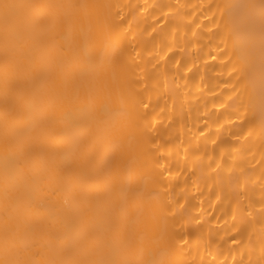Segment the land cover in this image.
<instances>
[{
  "label": "bare ground",
  "instance_id": "obj_1",
  "mask_svg": "<svg viewBox=\"0 0 264 264\" xmlns=\"http://www.w3.org/2000/svg\"><path fill=\"white\" fill-rule=\"evenodd\" d=\"M10 2L0 264H264V27L229 7L260 0Z\"/></svg>",
  "mask_w": 264,
  "mask_h": 264
},
{
  "label": "snow or ice",
  "instance_id": "obj_2",
  "mask_svg": "<svg viewBox=\"0 0 264 264\" xmlns=\"http://www.w3.org/2000/svg\"><path fill=\"white\" fill-rule=\"evenodd\" d=\"M39 7L37 5L23 4L17 2H10V0H0V21L3 22L4 28L7 31L11 26L19 23L25 16V13L29 9ZM210 7V6H209ZM234 10L233 13H230V16L234 19V22L243 26L250 27L259 16L262 27H264V0H260L259 4L254 2L241 3L237 5L229 6ZM115 15V14H114ZM122 19L118 23L122 24ZM116 26V22L113 23V27ZM215 27V26H214ZM212 29L210 28L209 31ZM137 55L139 53L137 52ZM179 64V60H177ZM190 70V69H186ZM130 83H138V81H130ZM144 109L148 108V104L144 103L142 100L139 101ZM62 119L64 120V134L67 137L68 141L74 142L78 136L81 128L80 117L73 112L71 109L65 111L62 114ZM29 116L27 114L21 115V121L24 126H27ZM23 130V129H22ZM68 230V240H72V223L71 221L67 222L65 225ZM2 264H20L19 261L6 260ZM80 264H129L127 261L120 260H111V261H90L85 260L80 262ZM135 264H164L163 260L158 259H147L135 262Z\"/></svg>",
  "mask_w": 264,
  "mask_h": 264
}]
</instances>
